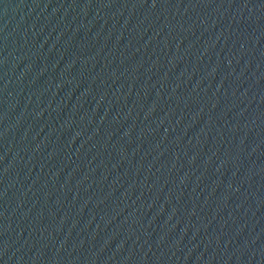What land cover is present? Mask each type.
<instances>
[{
  "label": "water",
  "instance_id": "water-1",
  "mask_svg": "<svg viewBox=\"0 0 264 264\" xmlns=\"http://www.w3.org/2000/svg\"><path fill=\"white\" fill-rule=\"evenodd\" d=\"M0 264H264V0H0Z\"/></svg>",
  "mask_w": 264,
  "mask_h": 264
}]
</instances>
